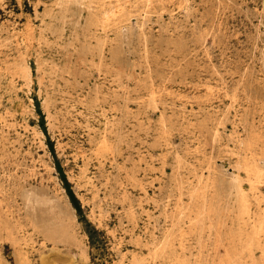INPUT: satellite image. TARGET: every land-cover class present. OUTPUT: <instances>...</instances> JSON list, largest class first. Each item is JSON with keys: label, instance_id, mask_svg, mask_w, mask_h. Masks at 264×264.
<instances>
[{"label": "rangeland", "instance_id": "374dc122", "mask_svg": "<svg viewBox=\"0 0 264 264\" xmlns=\"http://www.w3.org/2000/svg\"><path fill=\"white\" fill-rule=\"evenodd\" d=\"M0 264H264V0H0Z\"/></svg>", "mask_w": 264, "mask_h": 264}, {"label": "bare ground", "instance_id": "6f19581e", "mask_svg": "<svg viewBox=\"0 0 264 264\" xmlns=\"http://www.w3.org/2000/svg\"><path fill=\"white\" fill-rule=\"evenodd\" d=\"M247 122H248V120H247ZM252 124H253V123H252ZM240 167H243V164H240ZM237 188H238V187H237ZM239 188H240V187H239ZM239 188H238V189H239ZM234 189H235V188H234ZM238 189H237V190H238ZM243 201H244V199H243Z\"/></svg>", "mask_w": 264, "mask_h": 264}]
</instances>
